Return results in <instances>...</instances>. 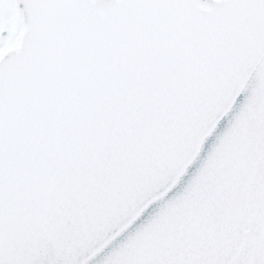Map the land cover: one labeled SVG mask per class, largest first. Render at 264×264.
Segmentation results:
<instances>
[{"label":"snow or ice","instance_id":"snow-or-ice-1","mask_svg":"<svg viewBox=\"0 0 264 264\" xmlns=\"http://www.w3.org/2000/svg\"><path fill=\"white\" fill-rule=\"evenodd\" d=\"M0 264H264V0H0Z\"/></svg>","mask_w":264,"mask_h":264}]
</instances>
